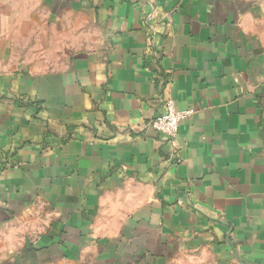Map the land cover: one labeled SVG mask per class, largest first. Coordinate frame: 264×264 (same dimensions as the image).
<instances>
[{
  "label": "crops",
  "instance_id": "1",
  "mask_svg": "<svg viewBox=\"0 0 264 264\" xmlns=\"http://www.w3.org/2000/svg\"><path fill=\"white\" fill-rule=\"evenodd\" d=\"M0 196V264H264V0H0Z\"/></svg>",
  "mask_w": 264,
  "mask_h": 264
},
{
  "label": "built area",
  "instance_id": "2",
  "mask_svg": "<svg viewBox=\"0 0 264 264\" xmlns=\"http://www.w3.org/2000/svg\"><path fill=\"white\" fill-rule=\"evenodd\" d=\"M193 110L177 111L174 108L173 102L169 101L166 104V112L163 115L158 116L150 123V127L157 134L164 136L165 141L168 144L174 145L179 132V126L182 122L193 116ZM1 205V196H0Z\"/></svg>",
  "mask_w": 264,
  "mask_h": 264
}]
</instances>
